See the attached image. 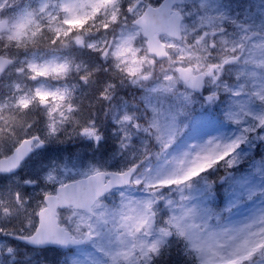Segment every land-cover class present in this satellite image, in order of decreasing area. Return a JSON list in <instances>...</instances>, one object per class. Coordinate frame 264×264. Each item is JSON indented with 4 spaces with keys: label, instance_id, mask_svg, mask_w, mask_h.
Listing matches in <instances>:
<instances>
[{
    "label": "rangeland",
    "instance_id": "374dc122",
    "mask_svg": "<svg viewBox=\"0 0 264 264\" xmlns=\"http://www.w3.org/2000/svg\"><path fill=\"white\" fill-rule=\"evenodd\" d=\"M237 1L186 0L181 5L186 17L181 25L182 38L176 40L162 35L170 58L157 62L154 56L146 52L145 42L139 38L141 31L132 23L147 2L155 3L157 0H0V18H7L6 28H0V53L14 59L6 72L0 74V114L7 116L4 127H0L3 142H6L0 148V155L10 152L20 140L15 138L16 133L12 128L19 123L15 120L17 113L27 116V121L38 116L40 124L34 129L37 132L28 133H37L44 140L42 146L34 144L35 153L23 164L20 173L0 187V227L10 233H28L26 208L35 209L42 203L41 193L51 192L60 180L74 179L91 167L126 168L142 154L147 156L145 147L153 157L156 156L160 143L155 139L159 133L150 127L154 117L158 119L161 131L166 130L175 117V141L164 154L165 159L152 164L154 170L171 172L176 168L175 160L180 159L189 145L203 143L209 138L229 140L238 134L237 125L225 118L226 112L233 111L242 116L244 113H264V101L260 98L264 95V0H248L257 8L255 13H248L250 16L243 23L248 24L249 31L256 30L259 34L248 42L242 41V54L238 62L225 68L218 89L207 76L205 89L194 94L175 73L177 64H190L208 74L209 51L200 39L205 37L208 43L205 14L220 15L236 11L240 15L245 6L241 9ZM213 9L217 12H213ZM41 31H47L51 39H58L60 46L46 51L28 49V44L33 46L37 42L52 44L51 39L47 41L39 37ZM110 39L109 56L101 57ZM78 41H81L80 45ZM81 52L89 57L77 56ZM104 64L110 69L109 76L118 79L105 77L106 72L102 71L104 80L101 86L97 78L90 83V75ZM130 67L137 68V71L130 73ZM80 79L86 81L92 100L103 96L104 106L99 108L100 113L88 110L87 91L81 90ZM128 79L131 86L126 96L116 85ZM95 84L99 93L93 90ZM114 87L116 89H112ZM207 88L218 90V98L211 103L204 100ZM186 95L190 97L189 100H185ZM39 101H43L44 105ZM153 109L156 111L153 112ZM123 115L132 117V126L120 122ZM252 115L245 116V120L251 122ZM137 123L139 130L134 126ZM85 127L95 128L102 137L101 141L96 143L88 138L83 133ZM145 127L149 128L148 132L143 131ZM125 132L132 136V146L127 150L120 146ZM75 142L79 143L75 144L77 148L73 146ZM252 144L256 147L253 148ZM104 149L108 153L102 155ZM237 154L239 163L231 170V176L220 179L226 175L221 165L214 168H218L216 171L209 172L211 168L193 178L192 188L185 190L190 195V205L221 212L232 204L231 213L224 214L229 221H243L264 209V196L259 194L264 187V173L259 171L264 161V144L252 140L251 144H242ZM49 170L54 172L56 181L45 182L38 176L40 172ZM20 175L24 179L19 180ZM30 179L38 182L34 185L23 183ZM206 180L214 181L212 189L217 202H209ZM16 189L21 190L24 203L13 199L10 190ZM116 189L113 195L102 199L103 205L109 209L119 206L121 197ZM249 192L253 193L251 198ZM132 195L142 197L146 194L137 190ZM96 211H103V208ZM80 212L85 211L64 209L60 212L62 223L67 225L65 218ZM86 214L91 217L93 226L89 244L74 248V252L58 253L57 257L53 255L55 252L33 248L24 251L15 244L12 245L14 253L3 258L4 264H104L108 257L98 250L101 246L119 253L115 264H129L131 257L125 259L124 255L129 251H133L134 255L139 254L140 240L123 236V243L117 240L121 233H126L122 225L130 226L128 221L119 216L114 219L108 216L97 221L95 216L88 212ZM70 230L76 236H83L82 232ZM137 235L145 244L153 239L145 235L143 229ZM133 244L136 245L135 249ZM154 264H193L191 251L186 249L183 241L173 242ZM258 264H264V259L259 260Z\"/></svg>",
    "mask_w": 264,
    "mask_h": 264
},
{
    "label": "snow or ice",
    "instance_id": "6c2138e0",
    "mask_svg": "<svg viewBox=\"0 0 264 264\" xmlns=\"http://www.w3.org/2000/svg\"><path fill=\"white\" fill-rule=\"evenodd\" d=\"M172 34L175 35V32ZM197 35L199 36L198 33ZM200 39L204 41L209 53L215 49V39L210 45L205 37H200ZM128 71L135 73L137 68L130 67ZM221 73L222 69L216 64L209 66L208 78L216 83L217 89ZM166 79L171 78L166 77ZM185 83L190 88L202 87L200 81L189 82L186 79ZM184 98L185 100L190 99L187 95ZM217 98L218 90L207 88L204 100L211 103ZM260 98L261 101H264V95ZM155 111L153 109V112ZM248 115L252 114L244 113L242 116L237 112H226L225 118L237 125L238 134L229 140L209 138L204 145L195 143L189 145L179 160H175V157L172 158L176 162V168L171 172L154 170L151 163L153 154L145 147L146 157L142 154L136 162L121 170L106 172L91 167L80 173V179H73L68 184H65L63 180L58 181L59 188L55 195L44 191L41 193V204L32 210L26 208L28 216L25 224L30 229L27 235L13 236L12 233L0 227V264H4L3 258L14 253L13 239L23 240L34 246L48 243L66 246L70 242L77 243L76 238L70 236L67 226H61L59 222L57 206L69 203L73 207L86 209L91 216L96 217L97 221L108 216L113 219L119 216L122 220L130 223V226L129 224L122 225L126 228V233H121L117 237L121 243H123L122 236L141 241L138 255H134L133 251L124 254L125 259L131 257L129 264H154L165 248H170L173 242L181 241L186 249L191 251L193 264H258L259 260L264 259V209L243 221H229L224 214H230L234 205L229 204L221 212L198 208L196 205H190V195L185 191L192 188L193 178L217 166L223 165L226 172V175L221 176L220 179L231 176V170L239 163L237 150L242 144H251L252 140L264 144V113L252 115L251 122L244 118ZM131 120L130 115H123L120 118L121 123L129 126H132ZM134 126L139 130V123ZM150 127L159 133L155 137L160 143V151L156 153V157L159 158L161 154H167L175 141L177 134L175 117L164 131H161L156 117L153 118ZM53 131H55L54 127ZM143 131L148 132L149 128L145 127ZM83 133L96 143L102 139L95 128L85 127ZM131 140V133L125 132L121 148L127 150L131 147ZM36 141H38L36 146L44 143L39 137L36 138ZM32 143L30 141L20 151L15 148L9 150L16 152L15 163L10 166L12 171L18 169L27 154L31 152ZM251 146L256 147L255 144ZM193 149L195 151H192ZM186 160L188 163H185ZM261 165L259 171L264 173V161L261 162ZM38 176L45 182L56 181L52 170L40 172ZM105 180H107L106 183ZM37 182L36 179L23 181L25 185H34ZM213 183L214 181H205L208 196L213 194ZM114 186H118L116 190L119 191L121 200L118 207L109 209L103 205L102 197ZM165 189L167 191H164ZM137 190L146 195L142 197L132 195ZM10 191L15 201L24 203L20 189ZM259 194L264 196V187L260 189ZM252 195L253 193L249 192V198ZM101 208L103 211H96ZM92 227L89 218L81 217L76 231L81 232L82 229H86L83 231V236L88 239L92 235ZM141 229L145 235L153 237L150 243L145 244L142 238L137 235ZM135 248L136 245L133 244V249ZM98 250L108 257L104 264H115L119 253H113L102 246L98 247Z\"/></svg>",
    "mask_w": 264,
    "mask_h": 264
},
{
    "label": "water",
    "instance_id": "95a60500",
    "mask_svg": "<svg viewBox=\"0 0 264 264\" xmlns=\"http://www.w3.org/2000/svg\"><path fill=\"white\" fill-rule=\"evenodd\" d=\"M174 0H165L163 4L159 5L158 8H149L147 12L140 18H138L137 22L141 25L144 35L147 37V43L149 50L157 55V57L161 58L162 56H165L167 53L164 50V46L161 43V41L158 40V35L160 32H167L170 35H173L172 33L175 32L176 37H179L180 29H179V20L180 17L173 16L172 22L171 20L166 17V14L169 11V4L173 2ZM161 7V8H160ZM10 62V59H7L5 57H0V72L1 70ZM180 77L185 81L186 79L189 82H195L200 81L202 83V78L204 74L198 73L196 76H193L190 74V68L188 69H180L179 71ZM203 86V85H202ZM202 88V87H201ZM200 89V88H194ZM35 138V137H34ZM33 141V137L27 138L23 140L18 146H16V150L20 151L23 149L25 145H27L29 142ZM16 160V152L13 151L10 153L7 157L0 160V171L6 172V171H12L10 169V166L15 163ZM80 179V178H78ZM70 183V182H68ZM66 183V184H68ZM106 183V182H105ZM59 187H57L58 189ZM56 189V191H57ZM53 195L56 194L52 193ZM67 205H71L70 203ZM57 207H64V205H58ZM76 208V207H75ZM77 241H80L77 239ZM53 244V243H48ZM74 243H68L67 245H71ZM55 245V244H54Z\"/></svg>",
    "mask_w": 264,
    "mask_h": 264
},
{
    "label": "flooded vegetation",
    "instance_id": "af4514ba",
    "mask_svg": "<svg viewBox=\"0 0 264 264\" xmlns=\"http://www.w3.org/2000/svg\"><path fill=\"white\" fill-rule=\"evenodd\" d=\"M207 18V17H206ZM206 28H207V39H208V44H212L213 43V39H215V44H217L218 42V38L220 37H224L225 34L227 33V31H221L219 30V26H217V22H215L214 24L216 25H211L213 23H211V21H209V23L206 21ZM237 34V30L235 29L234 32L230 33V36L227 37L226 39V45H229L231 43H234L236 40V35ZM209 57H212L211 60L213 62V64H216L217 66L219 65L220 62H223L222 59L220 57H218V55L213 54V51L211 53H209ZM232 58H229V60H231ZM228 60V61H229Z\"/></svg>",
    "mask_w": 264,
    "mask_h": 264
},
{
    "label": "trees",
    "instance_id": "16d2710c",
    "mask_svg": "<svg viewBox=\"0 0 264 264\" xmlns=\"http://www.w3.org/2000/svg\"><path fill=\"white\" fill-rule=\"evenodd\" d=\"M38 49H46L47 46H44V45H41V46H36ZM15 120H18L19 123L18 124H15V126H12V128H14V130L16 131V137H19V136H23L24 134H27L28 131H32L34 130V122L32 120V117H31V120H28L27 121V116L23 117L21 116L20 113H17L16 117H15ZM38 122V121H37Z\"/></svg>",
    "mask_w": 264,
    "mask_h": 264
},
{
    "label": "clouds",
    "instance_id": "9594fccd",
    "mask_svg": "<svg viewBox=\"0 0 264 264\" xmlns=\"http://www.w3.org/2000/svg\"><path fill=\"white\" fill-rule=\"evenodd\" d=\"M204 144H205V141L203 143L198 144V145H204ZM192 151H195V150L193 149ZM182 154L180 155L179 158L182 157ZM169 155H171L170 152H169ZM185 163H188V161L186 160ZM86 213H87V210H85V212L75 213L72 216L65 218L67 221L66 226L70 227V229L76 230V226H77L78 222L80 221L81 217H87V218L91 219V217L88 216ZM83 231H86V229H82L81 232L83 233Z\"/></svg>",
    "mask_w": 264,
    "mask_h": 264
}]
</instances>
